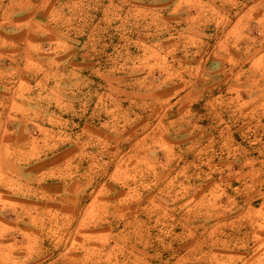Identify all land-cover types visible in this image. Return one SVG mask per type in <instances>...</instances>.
I'll return each mask as SVG.
<instances>
[{"label":"crops","instance_id":"1","mask_svg":"<svg viewBox=\"0 0 264 264\" xmlns=\"http://www.w3.org/2000/svg\"><path fill=\"white\" fill-rule=\"evenodd\" d=\"M263 116L264 0H0V264L71 224L103 256L131 226L231 218L199 178Z\"/></svg>","mask_w":264,"mask_h":264},{"label":"rangeland","instance_id":"2","mask_svg":"<svg viewBox=\"0 0 264 264\" xmlns=\"http://www.w3.org/2000/svg\"><path fill=\"white\" fill-rule=\"evenodd\" d=\"M246 129L248 143L231 146L230 174H216L211 184V177L199 178L202 190L199 199L230 200L231 218L223 214L228 211L227 208L213 209L219 215L203 214L200 221L193 225L197 236L190 237L186 231L191 226L184 224L181 240L171 238L173 236L159 224L151 225L147 238H142L139 232L133 238L131 226L130 239L108 241L103 256L96 250L100 247L96 248L94 241L80 239L78 225L71 224L69 231L50 235L43 243L42 254L28 263L99 264L98 261L101 258L104 260V255L109 253L113 242L118 244L119 264H264V116L263 127L257 129V139L261 138L259 142H249L253 139L249 134L254 132V128ZM244 150L246 157L240 158L236 153ZM235 155L237 157H233ZM243 225L246 228L243 231L247 233L245 236L243 231H238ZM119 230L126 232L128 227L119 225Z\"/></svg>","mask_w":264,"mask_h":264}]
</instances>
